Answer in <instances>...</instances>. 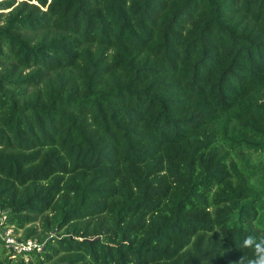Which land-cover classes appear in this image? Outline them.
I'll list each match as a JSON object with an SVG mask.
<instances>
[{
    "label": "trees",
    "instance_id": "obj_1",
    "mask_svg": "<svg viewBox=\"0 0 264 264\" xmlns=\"http://www.w3.org/2000/svg\"><path fill=\"white\" fill-rule=\"evenodd\" d=\"M0 209V264L251 257L264 0H0Z\"/></svg>",
    "mask_w": 264,
    "mask_h": 264
},
{
    "label": "built area",
    "instance_id": "obj_2",
    "mask_svg": "<svg viewBox=\"0 0 264 264\" xmlns=\"http://www.w3.org/2000/svg\"><path fill=\"white\" fill-rule=\"evenodd\" d=\"M5 217L6 215L0 209V238L7 246L19 253L32 249H42L43 242L38 241L36 238H18L12 225L4 223Z\"/></svg>",
    "mask_w": 264,
    "mask_h": 264
},
{
    "label": "clouds",
    "instance_id": "obj_3",
    "mask_svg": "<svg viewBox=\"0 0 264 264\" xmlns=\"http://www.w3.org/2000/svg\"><path fill=\"white\" fill-rule=\"evenodd\" d=\"M240 248L249 250L251 257L248 254L243 256L238 264H264V234L245 236L240 243Z\"/></svg>",
    "mask_w": 264,
    "mask_h": 264
}]
</instances>
